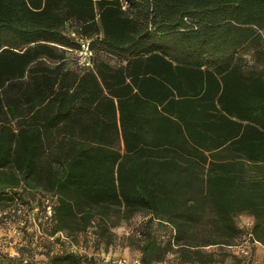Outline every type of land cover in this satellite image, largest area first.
I'll list each match as a JSON object with an SVG mask.
<instances>
[{
  "label": "trees",
  "instance_id": "trees-1",
  "mask_svg": "<svg viewBox=\"0 0 264 264\" xmlns=\"http://www.w3.org/2000/svg\"><path fill=\"white\" fill-rule=\"evenodd\" d=\"M72 29L93 66L67 64ZM18 187L54 197L53 234L171 224L130 234L142 264L214 260L242 212L264 245V0H0V202ZM30 251L0 264H92Z\"/></svg>",
  "mask_w": 264,
  "mask_h": 264
},
{
  "label": "rangeland",
  "instance_id": "rangeland-1",
  "mask_svg": "<svg viewBox=\"0 0 264 264\" xmlns=\"http://www.w3.org/2000/svg\"><path fill=\"white\" fill-rule=\"evenodd\" d=\"M106 57L110 59L112 56ZM22 188L13 189V192H22L20 198L17 194L15 201L0 202V214L15 206H21L25 210L24 214L9 212L0 215V247L11 253L23 247L29 248L30 252L36 253L38 257L47 252L74 250L85 254L92 264H109V260L116 257L141 258L138 239L132 240L129 237L130 234H135L137 238L141 236L138 229H150L159 241L171 240L175 243L172 225L162 223L156 218L149 222L150 215L145 212L137 213L129 219L117 220L116 224L112 223L115 220L112 218L109 227L111 234L100 233L94 227L72 233L68 231V235L65 231L53 234L52 221L46 218L45 200L48 197L54 200V197L42 189ZM246 214L242 212L236 216L241 231L233 244L202 246L203 249L213 252L214 260L204 263L186 262L172 249L163 260L153 264H264V251H257V242L250 238L252 224L247 222L249 215ZM248 249L249 252L246 253Z\"/></svg>",
  "mask_w": 264,
  "mask_h": 264
},
{
  "label": "built area",
  "instance_id": "built-area-1",
  "mask_svg": "<svg viewBox=\"0 0 264 264\" xmlns=\"http://www.w3.org/2000/svg\"><path fill=\"white\" fill-rule=\"evenodd\" d=\"M71 36L77 41V46L74 48H68L72 51L73 60L76 62L77 65L81 67H91L93 66V58L95 56V49L91 46V38L84 37L74 29L71 30ZM45 212L46 218L51 219L53 213V201L49 197L45 200ZM9 212L17 213V214H24L25 210L21 206H15L11 208V210H5L1 212L0 215H6ZM250 224L253 223V218L249 217L247 219ZM249 224V225H250ZM246 253L249 252V249L245 251ZM109 264H142L141 258H132L127 259L125 257H116L112 258L108 262Z\"/></svg>",
  "mask_w": 264,
  "mask_h": 264
},
{
  "label": "crops",
  "instance_id": "crops-1",
  "mask_svg": "<svg viewBox=\"0 0 264 264\" xmlns=\"http://www.w3.org/2000/svg\"><path fill=\"white\" fill-rule=\"evenodd\" d=\"M66 55H67V57H66V59H70L68 62H70V63H67L69 66H71V67H76V66H78L77 64H76V62L74 61V60H72V56L70 57V52H68L67 50H66ZM105 58H107V59H109L108 57H106V56H104ZM110 60V59H109ZM79 67H81V66H79ZM247 213V212H246ZM246 215H249L248 217H252L253 218V216L252 215H250L249 213H247ZM257 242V251H264L263 249H264V245L261 243V242H259V241H256Z\"/></svg>",
  "mask_w": 264,
  "mask_h": 264
}]
</instances>
